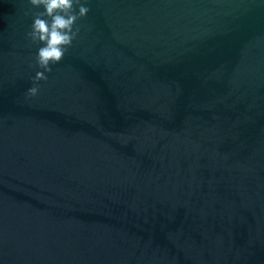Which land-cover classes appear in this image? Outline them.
Wrapping results in <instances>:
<instances>
[{
	"label": "water",
	"instance_id": "obj_1",
	"mask_svg": "<svg viewBox=\"0 0 264 264\" xmlns=\"http://www.w3.org/2000/svg\"><path fill=\"white\" fill-rule=\"evenodd\" d=\"M39 93L0 0V264H264V0H88Z\"/></svg>",
	"mask_w": 264,
	"mask_h": 264
},
{
	"label": "clouds",
	"instance_id": "obj_2",
	"mask_svg": "<svg viewBox=\"0 0 264 264\" xmlns=\"http://www.w3.org/2000/svg\"><path fill=\"white\" fill-rule=\"evenodd\" d=\"M88 0H27L32 22L25 33L31 45H40L34 57L37 71L32 77L33 86L27 89L28 97L39 93V81L47 80L45 73L52 71L50 65L59 63L72 47L79 34L77 21L90 11Z\"/></svg>",
	"mask_w": 264,
	"mask_h": 264
}]
</instances>
